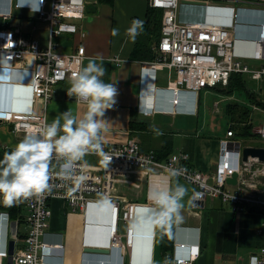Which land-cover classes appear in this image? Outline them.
Instances as JSON below:
<instances>
[{"label":"built area","instance_id":"2783aa9c","mask_svg":"<svg viewBox=\"0 0 264 264\" xmlns=\"http://www.w3.org/2000/svg\"><path fill=\"white\" fill-rule=\"evenodd\" d=\"M2 1V0H1ZM6 1V0H5ZM237 2L236 0H149V7L163 11L162 32L156 47L158 57L154 62L143 64L142 72L146 75L156 74L167 69L176 74V80L171 88L175 94L183 93L194 100V109L185 110L186 114L198 115L200 94L206 89L226 88L233 75H249L253 80L262 82L264 69L249 66L237 58L235 42L239 18L234 17L230 27L220 26L201 21H183L180 18L182 7L201 8L208 12L211 3ZM5 6L0 3V79L5 77L3 71L8 70L11 86L25 85L30 89L27 99L28 110H0V121L6 124L11 134L15 136V145L25 134H35L44 123L50 124L47 111L54 99L56 88L61 83L70 82L73 74L84 66L89 57L83 46H79L72 54H62L57 51L56 39L64 34H78L80 28L72 23L82 21L86 16V0H7ZM14 10L28 11L36 14L38 20L47 25L49 33L48 48H41L39 42L25 36L20 29L11 27ZM261 11V10H260ZM260 22V33L255 39L254 53L251 59L255 62L264 60V10ZM139 19V18H137ZM142 20V19H140ZM144 21V20H143ZM145 25V21H144ZM84 36V34H82ZM120 66L122 60H111ZM25 75L28 79L16 78ZM1 82L3 81L0 80ZM21 101V99H16ZM15 100V101H16ZM174 101V108L180 105ZM257 107V106H255ZM258 108V107H257ZM255 108V109H257ZM264 113V109H262ZM175 113V112H174ZM231 123L226 135L220 140L219 160L217 169L206 174L194 170L189 165L190 156L182 153L172 156L168 161L158 160L155 152L142 151L136 140L129 139L113 144L105 140L103 151L109 157L96 153L87 155L86 162H77L76 174L86 177L83 184H67L61 180L62 161L53 156L51 161L52 190L42 197L30 198L18 205L26 210L25 224L28 231L24 238L19 236V221L11 220V214L4 211L0 200V214L7 213V220H0L6 226L7 232L0 248V264H7L9 246L15 243L13 264H58V255L64 262L66 246L45 241L53 216L52 203L60 200L72 210L86 213L90 204H95L106 196L111 201L110 245L109 254L117 252L120 264H133L128 260L136 243V229L131 227L137 217L138 204L125 202L120 196L118 186L129 184L135 175L167 174V167L185 169L177 179L185 181L195 188L192 208L201 211L209 199H218L230 204L238 213L260 212L264 215V162L258 157L244 159L247 148H261L252 143H264V121L256 127L253 125L249 138L237 137V131ZM251 142V143H249ZM15 145L4 144L3 150L10 151ZM71 169H65L70 171ZM237 175V184L228 183ZM141 177H138L140 180ZM72 191H68V187ZM121 224L126 225L125 233L120 232ZM11 228L9 231L8 229ZM256 234L264 237L263 227ZM154 238L156 237L153 236ZM60 251V252H59ZM58 252V253H57ZM199 244L174 246L172 253L166 258L173 264H195L201 257ZM62 262V263H63ZM251 264H264V245L251 258Z\"/></svg>","mask_w":264,"mask_h":264},{"label":"crops","instance_id":"0c3cea01","mask_svg":"<svg viewBox=\"0 0 264 264\" xmlns=\"http://www.w3.org/2000/svg\"><path fill=\"white\" fill-rule=\"evenodd\" d=\"M6 1H1L4 3L3 6L7 3ZM236 1L213 2L208 12L201 8L182 7L179 15L183 21L197 22L205 19L209 23L226 27H230L234 23V17L238 15L239 20H242L239 21L237 32H235L237 37L235 54L244 64L264 69V60L255 62L251 59L255 39L260 33L259 26L263 16L261 11L264 10V0ZM86 2L85 18L82 21L72 22L79 26L80 32L60 36L56 42V48L59 53L72 54L79 46H83L89 59L94 58L97 63L103 62L106 74L102 79L106 83H115L118 90L117 102L105 113L104 118L110 122L105 140L117 144L133 139L146 153L162 152L169 146L171 148L169 159L174 155L185 153L190 156L189 165L192 169L206 174L215 171L219 160L221 138L216 140V144L210 137L194 135L193 139L184 136V145L177 143L175 147L176 141L173 136L175 134L173 124L178 119H200L204 108L203 94H200L198 115L169 114L170 110H174V106L170 103L165 90L171 88L176 80V74L164 69L157 71L156 74L146 75L142 72V67L149 61L131 59L138 44L147 42V37L144 32H141L133 43L126 36V29L137 18L144 21L147 19L149 0H86ZM25 17L27 16L22 13L21 18L25 19ZM113 28L119 29L118 36L111 35ZM35 30L36 27H34ZM25 36L39 42L41 48H48L49 33L44 46L33 35ZM158 43L151 46V52L157 57ZM113 58L121 59L122 64L116 66L111 61ZM89 59L86 60L84 66L87 65ZM9 73L8 70L2 72L6 76L2 77V82L0 81V110H9L12 107L16 110H28L29 81L22 86H11ZM16 78L28 79L25 75H17ZM243 81L247 91L253 96L251 102L260 101L264 104V79L260 82L263 87L261 86L259 90L247 87L248 83L255 81L249 75H244ZM69 86V82L57 86L55 97L47 111L50 123L53 118L69 109L78 117L82 116L86 110L84 104L66 99ZM141 97L151 113L150 116L139 112ZM19 98L21 101L16 100ZM180 106L179 110L192 111L195 107L193 98L185 97ZM250 120L253 121L252 117ZM132 123H137L135 129L132 128ZM153 129H158L163 134L157 135ZM4 144L15 145V136L11 134L6 124H0V159L3 158L5 152ZM138 177L141 179L138 180ZM129 182V184L119 185L118 191L126 203L139 205L137 220L140 216V207L151 205L148 199L150 191L156 187L167 186L169 183L174 184L175 179L169 178L166 174L157 173L146 176L135 175ZM179 183L188 189V194L184 198L185 207L181 213L183 219L173 220L167 229L174 233V246L199 244L202 254L195 264H251L252 256L258 253L264 245V237L256 234V231L263 227L264 215L260 212L238 213L230 204L218 199H209L206 207L197 211L192 208L195 188L182 180H179ZM52 210L53 216L45 241L53 244L64 241L66 246L64 262L58 255V264H93L96 259L101 258L106 261L104 264H120L117 252L100 257L86 253L87 250H108L111 206L90 204L86 213H83L72 210L63 201L55 200L52 203ZM4 211L11 214V220L19 221V236L24 238L28 231L25 224V208L23 206L4 207ZM135 229L136 243L128 260L133 264H156V257L161 256L165 261L166 256L162 251L163 239H161L159 227L141 225ZM125 231L126 225L121 224L120 232L125 233ZM6 232L5 224L2 225L0 222V248H3Z\"/></svg>","mask_w":264,"mask_h":264},{"label":"clouds","instance_id":"9594fccd","mask_svg":"<svg viewBox=\"0 0 264 264\" xmlns=\"http://www.w3.org/2000/svg\"><path fill=\"white\" fill-rule=\"evenodd\" d=\"M143 30L144 21L135 19L126 29L125 34L134 43ZM119 34L118 28L111 30L113 37ZM105 74L106 69L102 61L97 63L94 58L89 59L86 66L73 74L67 89L68 96H75L77 103L86 106L83 115L78 117L69 109L53 118L50 124L45 122L35 134H25L12 150L4 152L3 158L0 159V200L5 207L18 206L30 198H39L51 192L53 156L63 162L60 172L57 173L58 177L67 184H75L77 187L86 179L84 175L76 174L77 162H85L84 158L92 153L103 156L105 160L109 159L103 151V144L110 122L104 117L106 111L116 104L118 90L115 83H106L102 79ZM165 92L172 105L175 100L180 101L182 105L187 97L183 93L175 94L174 89H168ZM140 100L139 112L150 116L151 113L143 97ZM180 105L176 106V110L175 108L170 110L169 114H186L184 110H179ZM153 130L157 135L163 134L158 129ZM65 169L71 170L65 171ZM184 171L183 168L171 165L167 167L168 177L175 179V183L151 190L148 196L151 205L140 207V216L131 227L158 226L163 239L173 220L183 219L181 213L185 207L184 198L188 194V189L180 184L177 178ZM72 190L69 186L68 191ZM95 204L110 206L111 201L101 195ZM7 218V213L0 214V220L6 221ZM164 264H173V262L166 258Z\"/></svg>","mask_w":264,"mask_h":264},{"label":"rangeland","instance_id":"374dc122","mask_svg":"<svg viewBox=\"0 0 264 264\" xmlns=\"http://www.w3.org/2000/svg\"><path fill=\"white\" fill-rule=\"evenodd\" d=\"M22 13H24V16L30 18H21ZM10 24L11 27L22 30L25 35H33L36 40L42 43L43 46L46 44L48 28H46V24L38 20V16L36 14L29 13L28 11L24 12L20 10H14V18L11 19ZM34 27H36L35 31ZM261 86L263 87L260 82L251 81L250 83H248L247 87L259 90ZM202 94L204 108L200 119H178L173 124L175 133L173 134V136L174 140L176 141L175 147L177 143L184 145V136H189L193 139L195 138L194 135L202 137L204 136L207 138L210 137L211 140L214 141V143H216V140H218L219 138L223 139L230 124L232 123V118L227 116L226 114V107L231 103H237L242 106H247L251 111V117L253 119L254 126L260 127L263 124L264 113L262 111V108L258 106L257 108L254 104H252L247 91L245 90H235L232 94H225L216 89H206L202 91ZM171 121L174 122L173 120ZM251 145L256 147H264V143H252ZM156 264H164V259L161 256H157Z\"/></svg>","mask_w":264,"mask_h":264},{"label":"trees","instance_id":"16d2710c","mask_svg":"<svg viewBox=\"0 0 264 264\" xmlns=\"http://www.w3.org/2000/svg\"><path fill=\"white\" fill-rule=\"evenodd\" d=\"M162 16L163 11L159 9H152L149 7L147 19L145 20L144 30L147 42H140L133 52L131 59L142 62H153L157 59V55L151 52V46L154 43H158L162 29ZM244 75H234L230 80V84L226 88H215L225 94H232L235 90H245L246 86L243 81ZM250 101H252V95L247 91ZM255 106L264 108V104L260 101L252 102ZM227 116L231 117L232 123L235 125L233 129L237 131V137L249 138L252 135L253 125H248V121L251 117V111L247 106H242L237 103L228 104L226 107ZM245 124V125H244ZM137 123H132V128L135 129ZM158 160L168 161L171 155V148L168 146L162 152H155ZM13 215V214H12ZM14 217V216H12ZM174 233L173 231L166 230L163 236L162 251L164 256H167L174 250Z\"/></svg>","mask_w":264,"mask_h":264},{"label":"water","instance_id":"95a60500","mask_svg":"<svg viewBox=\"0 0 264 264\" xmlns=\"http://www.w3.org/2000/svg\"><path fill=\"white\" fill-rule=\"evenodd\" d=\"M238 17V15H237ZM242 19H240L239 21H241ZM2 28V20H0V29ZM68 100H72V101H76V97L75 96H67ZM0 124H2V122L0 121ZM258 157L260 158L261 161L264 162V149L261 148H247L244 150V159L247 160L249 157ZM237 175H234L232 180H229L228 183L231 185H236L237 184ZM14 247H15V243L11 242L10 246H9V258L7 259V264H13V254H14ZM87 254L93 255V256H106L109 255V251L108 250H87L86 251ZM106 261L101 258V259H96L95 263L93 264H104Z\"/></svg>","mask_w":264,"mask_h":264},{"label":"bare ground","instance_id":"6f19581e","mask_svg":"<svg viewBox=\"0 0 264 264\" xmlns=\"http://www.w3.org/2000/svg\"><path fill=\"white\" fill-rule=\"evenodd\" d=\"M0 3H2L1 0H0Z\"/></svg>","mask_w":264,"mask_h":264}]
</instances>
